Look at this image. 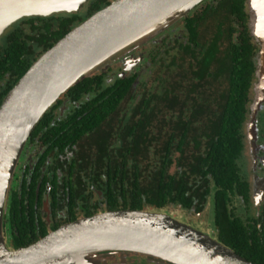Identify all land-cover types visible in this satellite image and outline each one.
<instances>
[{"label":"flooded vegetation","instance_id":"flooded-vegetation-1","mask_svg":"<svg viewBox=\"0 0 264 264\" xmlns=\"http://www.w3.org/2000/svg\"><path fill=\"white\" fill-rule=\"evenodd\" d=\"M112 1L87 0L77 12L23 17L0 36V50L7 32L21 21L33 22L37 33L42 30L48 36L54 25L48 19L64 16L72 27L66 36ZM91 8L99 9L89 15ZM189 20H193L191 27ZM46 25L50 26L48 34ZM155 39L158 41L148 46L130 47L117 62L103 61L72 86L98 77L102 79L101 90L95 80L92 89L78 100H74L75 93L68 92L71 87L53 104L55 121L66 125L78 114L75 109L90 99L129 86L115 110L100 113L102 120L95 132L79 142L82 152L78 144L61 151L56 148L42 162L47 146L39 139L26 144L9 192L19 201L23 198L28 232H17L3 221V237L12 249L31 247L80 217L153 210L148 204L132 208L123 204L122 198L132 191L137 194L130 186L134 174L142 175L148 167L158 166L167 167L170 175L162 182L159 211L224 247L226 243L234 246L237 251L230 249L252 264H264V0H202L186 18L160 30ZM229 102L236 104L239 122L234 133L241 145L233 160L236 179L231 190L218 186L216 180L213 183L208 168L211 157L220 160L218 154L211 153L209 137L214 135L218 152L226 150L223 138L230 132L218 127L226 120ZM229 128L232 131L235 127ZM90 146L91 153L87 150ZM225 191L226 199L219 200V193ZM215 203L224 206L218 214L213 209ZM238 225L247 241L242 235L225 232L235 231ZM100 264L175 263L168 258L123 253Z\"/></svg>","mask_w":264,"mask_h":264},{"label":"water","instance_id":"water-1","mask_svg":"<svg viewBox=\"0 0 264 264\" xmlns=\"http://www.w3.org/2000/svg\"><path fill=\"white\" fill-rule=\"evenodd\" d=\"M86 1L0 0V36L23 17L77 12ZM201 1L114 0L45 52L4 97L0 105V264H100L123 253L168 258L175 264H252L158 210L80 217L18 250L3 237V217L18 161L35 126L59 96L103 61L117 62L130 47L154 42L160 30L186 18Z\"/></svg>","mask_w":264,"mask_h":264},{"label":"trees","instance_id":"trees-1","mask_svg":"<svg viewBox=\"0 0 264 264\" xmlns=\"http://www.w3.org/2000/svg\"><path fill=\"white\" fill-rule=\"evenodd\" d=\"M97 9L99 8H91L89 15ZM64 18V16H59L58 18L48 19L49 21H53L54 24L52 26L53 30L50 33V26L46 25V32L47 34L49 33L48 36L44 35L42 30L40 33H37L38 30H35V26L31 21V23H29V21H21L14 25L7 32L4 41L5 45L2 50H0V105L8 92L27 72L33 62H35L38 55L45 52L46 50H49L69 31L70 28H72L70 26L71 20ZM74 18L76 19L77 17ZM188 23L191 27L193 20H189ZM30 30H32V32H30ZM191 36L192 38L195 37L192 28ZM95 80H97V87H99V90H101L102 79L95 77L92 79L82 80L72 87L68 92L70 94L75 93L74 100H78L84 95V93L89 92L92 89V84ZM121 84H124V82L118 83V85ZM128 90L129 86H124L121 91L116 93H101L95 100L90 99L89 103L83 104L79 109H75V111H79L78 114L75 115L72 120H69L66 125H63L62 122L55 121V116L53 114V108H55V106L53 105L35 126L27 142V145L34 143L35 139H39L43 145L47 146V150L41 158L42 162L44 161L45 156L56 148L61 151L67 146H73V144L79 145V142L84 136L92 135L95 132L102 120L99 114L114 111L117 102L126 95ZM110 104L111 106L108 108ZM235 105L236 104L232 102L228 103V109L224 115V117L227 116L226 120H224L225 122L223 125L218 127L223 131L228 130V132H230L229 136L223 138L224 140H227L225 152L217 151L214 135L209 137L210 148L213 149L211 153H216L220 156V158L217 157V159L220 160H215L213 157H211L210 161L208 162V168L210 169L209 172L213 176V183H215L216 180V184L218 186L229 188V190H231L234 179H236L234 172L236 167L233 164V160L238 156L241 150L240 141L234 133L239 122L236 118L237 109ZM53 120L55 121L54 125L51 124ZM230 126H234L235 128H233L231 131L229 128ZM96 139L97 137L94 140ZM220 139H222V137H220ZM90 143H94V141ZM221 145L222 141L220 140L219 146L221 147ZM79 147V151L82 152L80 145ZM87 150L91 153V146ZM99 151L97 153H99ZM135 170L137 173H139V169ZM200 174L204 176L207 173L200 172ZM176 175L178 176L177 173ZM134 176L136 178L131 181L130 186H134V188L138 190L137 194L135 195L134 191L129 193L128 197L122 198L123 204H130L132 205V208H141L143 204H148L153 210L159 211V208H161L163 204V200H161L163 196V190L161 187L162 182L165 181L166 176H170L167 173V167H148L146 172L142 175L134 174ZM205 183H207V180L204 182V184ZM124 185L126 184L124 183ZM174 187L176 190H178L177 184H175ZM24 188H26V186H24L23 189ZM124 191H128V187L124 188ZM226 197V191L219 193V200H225ZM117 201L118 200L116 199V202ZM22 202L23 198L19 201L16 195H11V192H9L7 208L3 217V221H7V225L8 227H11V229L12 227H16L17 232H25L27 234L28 229L24 226L28 224L26 220L27 217L24 214L26 207L24 204H22ZM19 205L21 207L20 209L18 208ZM30 207H32V204H30ZM223 207L224 206L221 203L218 205L215 203L213 206L214 212L218 214V211ZM20 213H22L21 216ZM13 217H15V220H13ZM30 223H33V220H31ZM225 232L230 236L242 235V240L244 241H247L248 239V237L244 235V231L240 225L237 226L235 231L227 230ZM12 238L16 241L18 240L16 237H14V234H12ZM226 245L229 247V249L231 248L237 251L234 246H231L228 243H226ZM247 257L256 262V259L252 255H248Z\"/></svg>","mask_w":264,"mask_h":264},{"label":"rangeland","instance_id":"rangeland-1","mask_svg":"<svg viewBox=\"0 0 264 264\" xmlns=\"http://www.w3.org/2000/svg\"><path fill=\"white\" fill-rule=\"evenodd\" d=\"M154 41H158V40L155 39ZM150 44H152V42H148L147 44H143V45H144V46H148V45H150ZM141 46H142V45H141ZM142 47H143V46H142ZM26 147H27V146H25L23 152L26 151V149H27ZM22 159H23V153H22V155H21V157H20V159H19V161H18V166H20V165L22 164ZM18 170H19V167L16 168V171H15V174H16V175H18ZM13 178H14V177H13ZM205 218H206V216H205ZM204 220H205V219H202L203 222H204ZM6 242H7V245L10 246L9 242H8V241H6Z\"/></svg>","mask_w":264,"mask_h":264},{"label":"bare ground","instance_id":"bare-ground-1","mask_svg":"<svg viewBox=\"0 0 264 264\" xmlns=\"http://www.w3.org/2000/svg\"><path fill=\"white\" fill-rule=\"evenodd\" d=\"M32 6H34L36 9H40L41 7H40V4H33ZM11 125V123L9 124V126ZM12 126H13V123H12ZM8 129V128H7ZM6 129V130H7ZM5 130V131H6ZM6 133V132H5Z\"/></svg>","mask_w":264,"mask_h":264}]
</instances>
